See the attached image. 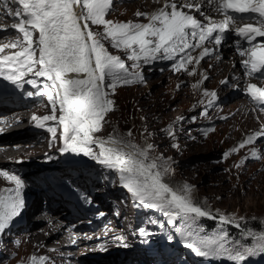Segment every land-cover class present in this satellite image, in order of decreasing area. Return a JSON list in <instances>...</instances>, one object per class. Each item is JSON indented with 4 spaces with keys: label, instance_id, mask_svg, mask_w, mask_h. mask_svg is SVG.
Listing matches in <instances>:
<instances>
[{
    "label": "snow or ice",
    "instance_id": "obj_1",
    "mask_svg": "<svg viewBox=\"0 0 264 264\" xmlns=\"http://www.w3.org/2000/svg\"><path fill=\"white\" fill-rule=\"evenodd\" d=\"M112 3L113 0H0L2 14L13 17L12 26L18 34L16 40L0 44V53L19 49L0 55V78L21 90L25 84L31 85L36 91L27 92L29 97L46 96L51 114L33 115L32 120L37 128L46 127L48 121L55 122L47 126V131L53 141L57 138L62 141L61 154H83L114 170L132 199L145 208L161 211L183 236V245L196 256L245 264L251 257L264 255V231H246L245 238L253 241L250 245L232 241L226 231L212 236L200 235L204 229L199 227L198 219L214 217L193 203L190 186L174 188L165 181V176L174 169L162 157H150L153 145L140 148L123 137L113 135L98 139L95 136L103 130L107 113L114 110L110 96L115 94L117 86L143 80L139 72H130L120 56L109 52L105 41L113 49L124 51L127 59L134 62L133 68H139L141 61L147 64L156 59H168L176 61L175 70L187 71L185 64L194 59L199 64L209 54V49L204 48L200 58H194L192 51L206 42L220 45L230 26L240 22L243 26L236 30V35L249 45L238 49L239 54L246 57L242 67L247 76L264 80V41H257V37H264V0H209L214 10L224 16L221 22H214L198 4L178 6L174 0H166L163 7L151 15L136 13L138 18L148 19V23H118L106 19ZM185 7L200 12L208 23L183 11ZM92 26L102 27L103 31H93ZM30 73L33 78L25 79ZM192 74L194 71L189 72ZM246 94L264 111V87L250 83ZM204 95L216 97L214 92L205 91ZM262 134L249 136L239 147L254 144ZM131 135V132L127 134ZM93 146L99 148L98 153ZM251 154L253 158H260L255 149ZM0 175L15 184V188L0 192V235H3L20 216L25 201L22 179L6 170H0ZM219 219L223 224L233 223L224 216ZM235 226L241 227L238 223ZM140 235L147 237L150 233L141 229ZM117 239L127 247L123 237ZM31 260L32 264H47L44 257Z\"/></svg>",
    "mask_w": 264,
    "mask_h": 264
},
{
    "label": "rangeland",
    "instance_id": "obj_2",
    "mask_svg": "<svg viewBox=\"0 0 264 264\" xmlns=\"http://www.w3.org/2000/svg\"><path fill=\"white\" fill-rule=\"evenodd\" d=\"M158 82V79L151 82V93L155 95L153 100H147V95L144 96L143 92L132 89L119 90L115 94L116 110L104 119L103 130L95 133V136L98 139L101 136L107 138L113 135L123 137L140 148L153 145L154 149L150 151V157H162L174 169V172L165 176V181L174 188L184 185L190 186V197L193 203L214 217H205L206 220L202 217L201 220L198 219L199 227L204 229L200 235L212 236L221 231H226L232 241L250 245L253 243L251 238L246 239L241 236L244 228L252 232L264 231V169L255 174L251 172L247 174L244 171L237 175L233 170V165L229 163V159L217 164L211 162V155L221 149V146L214 141L199 145H187L186 142L179 140L178 145L172 146L171 137L167 135L164 124L166 118H177V111L174 110L173 106L164 108L161 103L168 99L180 105L185 103V95L182 92L175 98L166 96L160 87H157ZM129 132L132 133L131 137L127 136ZM93 147L98 153L99 148ZM43 151H45V147L41 152ZM125 151H129V149H125ZM115 174L121 186L120 192L124 195V200H121V203L125 212L132 215L139 210L146 215H154V219L160 217L161 211L143 209L142 205L135 202L127 189L122 186L118 174L116 172ZM220 216L230 218L233 223H221ZM209 221L212 223L209 224ZM237 223L241 227H236L235 224ZM225 225H228L230 230ZM170 231L183 244L181 233L174 227ZM182 247L186 251L189 261H199L202 258L196 256L192 250L184 245ZM225 262V264H232L227 259ZM245 264H264V255L251 257Z\"/></svg>",
    "mask_w": 264,
    "mask_h": 264
},
{
    "label": "trees",
    "instance_id": "obj_3",
    "mask_svg": "<svg viewBox=\"0 0 264 264\" xmlns=\"http://www.w3.org/2000/svg\"><path fill=\"white\" fill-rule=\"evenodd\" d=\"M212 215H214V214H212ZM204 220H206V218L205 217H202ZM200 219V218H199ZM201 220V219H200ZM201 222V224H202V221H200ZM208 222V221H207ZM210 223H212V221H209V224ZM229 230H230V228H229V226L228 225H225ZM244 228V227H243ZM249 229H246V228H244V231H243V233H241V236H244L245 237V235H244V233L246 232V231H248Z\"/></svg>",
    "mask_w": 264,
    "mask_h": 264
},
{
    "label": "bare ground",
    "instance_id": "obj_4",
    "mask_svg": "<svg viewBox=\"0 0 264 264\" xmlns=\"http://www.w3.org/2000/svg\"><path fill=\"white\" fill-rule=\"evenodd\" d=\"M44 100H45V98H44ZM43 100V101H44ZM172 104V105H175L174 103H172V102H169V101H167L166 103H165V105H167V104ZM250 126V125H249ZM22 129H24V127L22 128ZM25 131H26V129H24ZM78 171H80L81 170V168H79V169H77Z\"/></svg>",
    "mask_w": 264,
    "mask_h": 264
}]
</instances>
